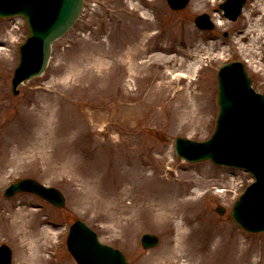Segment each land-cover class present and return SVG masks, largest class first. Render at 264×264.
<instances>
[{
  "label": "rangeland",
  "instance_id": "obj_1",
  "mask_svg": "<svg viewBox=\"0 0 264 264\" xmlns=\"http://www.w3.org/2000/svg\"><path fill=\"white\" fill-rule=\"evenodd\" d=\"M128 1L86 0L82 18L53 45L44 74L22 85L17 96L10 91L18 61L11 46L23 41L27 28L20 18L0 21V243L11 247L13 264H76L67 252L64 231L80 219L133 264H166L178 250L176 221L165 225L171 194L194 184V193L186 198L199 200L196 205L214 237L211 253L202 244L207 250L203 264L221 263L214 256L219 250H231V262L264 264V233H246L229 215L235 190L244 189L250 176L208 161L183 163L173 146L175 137L201 142L211 135L218 115L215 67L231 49L239 51L234 60L246 63L254 87L264 93V8L252 17L251 26L246 19L263 0H249L235 24L220 21L218 35L210 41L192 22L206 0H191L179 12L171 11L165 0H132V6ZM133 7L144 17L128 15ZM187 21L192 32L185 40ZM229 25L251 32H231L223 38L220 32ZM158 28L164 34L154 38ZM168 40L177 43L174 56L151 53ZM194 65H201L198 73ZM177 71L187 81H199H183V89L173 97L170 73ZM132 156L138 164L150 160L160 167V183L154 187L161 190L163 207L156 208L157 200H143L138 203L146 210L141 216L127 209L133 202L127 190L138 184L128 181L135 174L126 164ZM170 163L172 172L166 170ZM142 174L149 176L150 171ZM18 177L55 186L65 194V208L57 210L29 194L4 198L3 188ZM205 191L211 194L201 199ZM217 205L226 207L223 216L214 212ZM144 231L158 235L155 248H141ZM52 251L55 260L48 255ZM184 260L179 257L180 264Z\"/></svg>",
  "mask_w": 264,
  "mask_h": 264
},
{
  "label": "water",
  "instance_id": "obj_2",
  "mask_svg": "<svg viewBox=\"0 0 264 264\" xmlns=\"http://www.w3.org/2000/svg\"><path fill=\"white\" fill-rule=\"evenodd\" d=\"M169 2L173 8L181 7L176 0ZM81 4L82 0H0V14L21 12L30 26L31 33L28 41L21 48L20 66L15 71L17 80H24L44 70L51 43L69 29L80 11ZM227 85V81L221 80V89ZM220 102L222 109L219 125L211 140L201 145L178 141V153L190 160L211 158L222 163L236 162L251 169L253 166L252 171L258 176L259 184L236 203L232 215L245 228L257 231V228H264V216L258 213L261 206L258 202L264 201V130H261L264 128V110L259 111L261 116L254 115L250 120L246 117V110L244 113L234 111L231 99L224 93ZM254 109L257 110L256 107ZM232 131L239 136L227 140L228 132L232 135ZM32 186L23 185V187ZM70 233L69 249L79 263L125 264L119 253L100 246L95 241L94 233L89 232L83 224L74 225ZM2 256L3 251H0V264L3 262Z\"/></svg>",
  "mask_w": 264,
  "mask_h": 264
},
{
  "label": "bare ground",
  "instance_id": "obj_3",
  "mask_svg": "<svg viewBox=\"0 0 264 264\" xmlns=\"http://www.w3.org/2000/svg\"><path fill=\"white\" fill-rule=\"evenodd\" d=\"M136 159L137 158H135L134 156H132L130 159L126 158V164L132 166L135 172L133 176L128 178V181L133 184L134 183L137 184L138 182L136 186L138 190L136 188L127 190V193H129L133 199V203L127 206V209L131 208L129 209V211H132V209H134L136 214L141 216V214L145 211V209L142 207H138V203L143 200H147V197L150 199H153L152 197L161 199L160 198L161 195L160 193L154 191L155 189L151 187V185L146 183L142 185L139 184V181L140 183L144 181L142 178V172L144 170L145 163L144 160L141 159L140 164L138 163L135 164ZM152 171H154V173L156 172V170H152ZM153 174L149 177L150 180L147 181L148 183H151L152 181H157L155 175ZM132 190H135V193ZM188 193H189V187L184 186L182 190L173 192V194H171L172 197L171 201L173 203L171 206L167 207V211L173 215H176V217H178L180 220L177 224L179 239L177 244L178 250L176 251L174 258L168 260L166 264H178L179 263L178 257L185 258L186 264H203L206 261L204 257L205 249L202 246L203 244L202 240L196 238V236L199 235L200 227L202 226L198 222L196 227H191V223H192L191 220L192 218L195 217H191L190 210L194 207V205H193V201H190L189 199L184 197ZM182 197H184V199H181ZM163 204L164 201L160 200V203L157 204V208L163 207ZM171 221L172 219H166L165 225L170 224ZM182 229H184L185 232ZM229 261H230V257H228L226 262L228 263ZM218 264H222V263H218ZM230 264H243V262L241 259H238V261H234V262L230 261Z\"/></svg>",
  "mask_w": 264,
  "mask_h": 264
}]
</instances>
